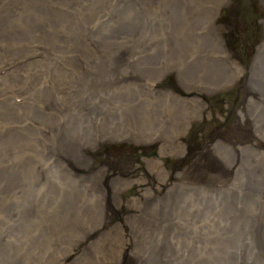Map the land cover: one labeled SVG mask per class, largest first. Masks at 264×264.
I'll return each instance as SVG.
<instances>
[{"label": "rangeland", "instance_id": "obj_1", "mask_svg": "<svg viewBox=\"0 0 264 264\" xmlns=\"http://www.w3.org/2000/svg\"><path fill=\"white\" fill-rule=\"evenodd\" d=\"M216 1L0 0V264H264V0Z\"/></svg>", "mask_w": 264, "mask_h": 264}, {"label": "bare ground", "instance_id": "obj_2", "mask_svg": "<svg viewBox=\"0 0 264 264\" xmlns=\"http://www.w3.org/2000/svg\"><path fill=\"white\" fill-rule=\"evenodd\" d=\"M225 2V0H218V1H216L215 3H213V8H212V10H211V12H210V16L212 15V14H215L216 13V10H217V8L219 7V5L221 4V3H224ZM216 6V7H215ZM223 6V5H222ZM214 7H215V9H214ZM223 9V8H222ZM220 16V15H219ZM263 21H264V19H263ZM106 30V29H105ZM136 31V30H135ZM205 44V43H204ZM259 49H258V53L261 51V56H262V60L264 61V39H262L261 40V42L259 43ZM219 50H221V49H219ZM218 50V51H219ZM223 51V50H222ZM117 55V53L114 55V56H116ZM118 59H120L119 58V56H118ZM116 60V59H115ZM146 64H148L149 66L150 65H152L155 61H156V57H155V53H153V54H151V55H149L147 58H146ZM230 63V66L235 70V72H234V74H233V76L231 77V76H228L227 78L225 77V81L227 80V81H230V80H232L233 78H235L236 77V75H237V73H236V70H241L240 68H239V66L237 65V64H235V62H229ZM262 63V61L259 63V65L261 66V69L259 70V71H255V65L257 64V61L252 65V67H253V70L251 71V76H252V78H251V76H250V79H248V84H249V89L252 91V87L256 84V82H257V79L258 80H262L263 82H264V65H262L261 64ZM264 63V62H263ZM66 67V66H65ZM206 66H204V64H197L196 66H195V70H194V73H192L191 75V77H192V79H193V77L194 78H202L203 77V79L205 78V81H207L209 84H211L215 79H218L217 81H215L213 84H215V85H218L219 83H223L222 81H221V79H220V74H217L215 71H213V70H206V69H204ZM150 70V69H149ZM150 71H152V72H155L154 71V69H152V70H150ZM136 72H139V73H148V74H153V75H155L154 73H152V72H148V71H142V70H137ZM156 78H157V80H158V78H159V76H158V74L156 73ZM217 77V78H216ZM136 78H138V77H136ZM212 78V79H211ZM210 79V80H209ZM218 83V84H217ZM9 85H12V87H14L15 85H13V84H8L7 85V87H2L1 89L2 90H5V89H7V88H12V87H9ZM0 89V90H1ZM249 90V91H250ZM12 91H15V89H13ZM255 96V95H254ZM19 97H20V95H19ZM253 97V96H252ZM17 99V98H16ZM252 100L253 99H250V100H248V98L246 97V100H245V105L244 106H246V108H249L248 109V111H249V115H250V117H251V119H252V123L254 124V133L255 134H257V135H259L260 137H263L264 138V112H262V113H260V115H258L257 116V113L255 112V110L257 109V106H255L254 104H251V102H252ZM244 117V116H243ZM257 118H258V120H257ZM142 122H141V121ZM139 120V122L140 123H142V124H144V123H146L147 122V119H146V117L145 116H141V119ZM150 125H151V122H148V123H146L145 125H144V129L145 130H147L149 127H150ZM246 144V143H245ZM103 147V146H102ZM69 148H72L73 150H74V148L73 147H69ZM68 149V148H67ZM69 150H71V149H69ZM70 154H72L71 152H70ZM259 154H262V155H264V153H259ZM151 164V162H149L148 161V166ZM153 165H155V164H153ZM151 166V165H150ZM150 168V167H149ZM102 169L100 168V169H98L97 171H96V173H98V171L100 172ZM260 181L264 184V171H263V174H262V176H261V178H260ZM110 185H111V187L113 188V190L114 191H117L118 189H119V186H118V184L117 183H115V182H112L111 181V183H110ZM107 187V186H106ZM130 204H132L131 203V201H130ZM96 205L99 207V205H100V203H99V201L97 202H95V204H94V206L96 207ZM166 209H167V211H168V213L166 212V214H167V216H170L171 217V215H173L174 217H176L177 219H180V220H183V221H186L185 222V228H186V230H187V232H189V233H192V234H194V233H196V229H199L198 228V226L195 224V222L197 221V222H199L198 220H199V218H201V220H202V217H198L197 216V212L196 211H194V213H192V212H190L189 214H187L186 216H184L185 214H181L179 211H176L175 209H173V208H171V206H176L175 204H174V202H171L170 203V205L169 204H166ZM206 207V206H205ZM53 209L54 208H58L56 205L55 206H53L52 207ZM174 208H176V209H178L179 207H174ZM94 209V210H93ZM91 210L94 212V214H97V211H96V209L95 208H92L91 207ZM199 212V211H198ZM208 212V211H207ZM205 213L206 212H204L203 213V216L205 215ZM97 217V216H96ZM204 224V226H205V223H203ZM193 227H194V230H193ZM199 231V230H198ZM152 240V238H151V236H150V238H149V240L148 241H151ZM170 242V240H168V242L167 243H169ZM166 243V244H167ZM167 247H168V250H169V247H171L172 249H171V251H173V254H174V252L176 253V249L178 248L177 246H173V245H171L170 243L167 245ZM171 254V253H170ZM172 254V255H173ZM173 257H174V259H178L179 258V255H173ZM138 262H139V260H138ZM12 264H17V262L16 261H12ZM21 264H22V262H21ZM105 264H117V262L114 260V262H109V263H105Z\"/></svg>", "mask_w": 264, "mask_h": 264}]
</instances>
